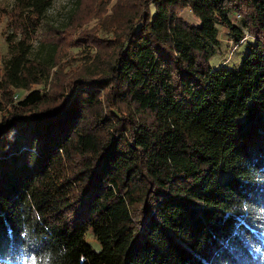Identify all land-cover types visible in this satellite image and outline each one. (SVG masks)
Wrapping results in <instances>:
<instances>
[{"label":"trees","instance_id":"16d2710c","mask_svg":"<svg viewBox=\"0 0 264 264\" xmlns=\"http://www.w3.org/2000/svg\"><path fill=\"white\" fill-rule=\"evenodd\" d=\"M111 2L0 0V264H264V0ZM231 13L255 43L214 68Z\"/></svg>","mask_w":264,"mask_h":264},{"label":"rangeland","instance_id":"374dc122","mask_svg":"<svg viewBox=\"0 0 264 264\" xmlns=\"http://www.w3.org/2000/svg\"><path fill=\"white\" fill-rule=\"evenodd\" d=\"M116 0H112L108 9H111L115 4ZM2 6L10 9L15 0H1ZM73 0H52L51 6L47 11V15L43 21L42 30L46 31L49 29L51 24H60L65 20L68 11L72 6ZM185 19L192 22L193 24H200L201 20L196 17L189 8H186L182 11L181 14ZM230 17L232 21L240 26L246 33V22L245 20L238 15L237 13H231ZM97 20H92L91 22L84 24L83 27L73 35L74 40L77 42L78 46L71 48L65 57V61L69 58L71 64H69L68 69L79 68L84 61V47L79 43L78 39L80 36V31L86 28H90L96 25ZM219 29L218 39L219 43L213 47V55L211 57V64L214 68H228V69H237L244 57L246 56L249 50V43H255L253 38L247 33L246 36L240 41H236L231 31L222 24H217ZM11 25L9 18L6 15L0 13V78L2 75V62L9 56L8 44L6 41L7 36L11 33ZM102 35H106L104 31L100 32ZM38 44L37 41H34V46ZM42 85H34L33 89H42ZM29 91L20 90L17 93L16 99L24 98ZM3 113L0 112V123L2 121ZM88 241L96 249H100L99 243L94 239L92 234H87Z\"/></svg>","mask_w":264,"mask_h":264}]
</instances>
